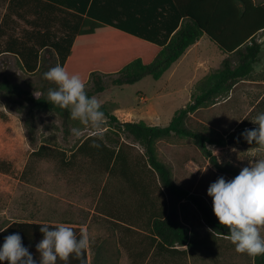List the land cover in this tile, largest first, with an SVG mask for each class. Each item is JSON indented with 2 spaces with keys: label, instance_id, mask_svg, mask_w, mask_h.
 I'll list each match as a JSON object with an SVG mask.
<instances>
[{
  "label": "trees",
  "instance_id": "trees-1",
  "mask_svg": "<svg viewBox=\"0 0 264 264\" xmlns=\"http://www.w3.org/2000/svg\"><path fill=\"white\" fill-rule=\"evenodd\" d=\"M262 31L264 1L256 0H9L0 23V56L15 55L28 73H35L43 53H52L70 75L81 77L90 97L107 89L106 77L118 87L147 76L161 78L205 34L229 55L217 70L196 83L190 102L175 111L168 125L145 120L121 122L101 104L111 121L104 131L87 135L71 152L41 143L30 157H58L60 165L69 170L81 160L89 161L100 173L120 181L113 191L109 184L101 188V194L109 195L107 201L96 205L97 211L117 220L126 231H134L130 225L145 231L137 230L152 239L159 253L205 256L218 262L221 241L228 239L226 226L219 223L202 195L174 179L171 166L159 156L158 143L174 136L191 139L219 172L232 177L239 173L240 167L220 161L208 145L225 146L231 137L249 144L240 133L258 125L245 121L238 135L226 137L207 126L193 128L189 120L191 114L215 104L237 82L252 75L262 51L257 37ZM0 94L19 96L28 109L26 126L31 143L35 142L37 110L70 116L68 109L51 104L47 95L34 96L4 75L0 77ZM110 130L115 137L110 136ZM0 172L11 173L12 162L0 159ZM70 223L67 226L79 239L81 225L86 222ZM43 224L12 221L2 227L6 230L0 232V243L4 236L19 232L24 245L39 260L36 244L43 238L39 231ZM47 224L50 228L56 225ZM88 249L79 257L71 255L68 261L58 258L56 264H92ZM149 250L134 264H144ZM254 264H264V255L255 257Z\"/></svg>",
  "mask_w": 264,
  "mask_h": 264
},
{
  "label": "rangeland",
  "instance_id": "rangeland-1",
  "mask_svg": "<svg viewBox=\"0 0 264 264\" xmlns=\"http://www.w3.org/2000/svg\"><path fill=\"white\" fill-rule=\"evenodd\" d=\"M4 5L5 1L0 0V19ZM257 37L262 43V51L252 75L237 82L215 104L191 114V127L207 126L226 137L231 133L238 135L243 122H252L258 113L264 112V31ZM227 56L229 55L205 34L161 78L147 76L133 84L118 87L112 85L111 80L106 77L107 89L98 93L96 98L121 122L145 120L149 124L166 126L175 111L190 102L196 83L217 70ZM230 56L236 59L235 55ZM57 64L54 54L44 52L39 70L28 73L17 56L4 54L0 56V77L6 76L34 96L47 95L48 89L56 88L57 85L45 79L44 73ZM91 86L92 82L87 87ZM27 117L28 109L21 104L19 96L9 98L0 94V159L12 162L11 173L0 172V228L17 220L59 221L61 217H65V213L71 216L68 213L70 210L75 220L88 221V225L83 228L88 230L91 240L90 255L93 264L140 263L139 256L149 249L144 264H254L252 257L236 251L230 239L221 241L222 255L218 262L205 256L194 258L161 255L152 245V239L144 237L142 233L140 234L143 236L132 237L130 246L125 250L122 245H118L112 221L94 212L99 204L108 200L109 193L101 194V188L109 184V191H113L120 185L118 179H110L86 160H81L73 170H69L60 165L58 157H30L31 151L41 143L71 152L87 135L104 131L111 124L109 117L104 114L103 125L94 129L91 120L85 124L73 120L71 116L62 117L52 110H37L34 143L30 142ZM72 129H79L80 135L77 136ZM109 134L115 137L114 131L110 130ZM208 147L220 161L231 162L240 168L250 166V159L264 157V152L259 151L258 146L239 143L236 137L229 138L225 146ZM158 151L161 159L171 166L174 179L191 192L202 195L212 207L213 199L207 193L208 187L221 176L233 178L219 172L191 139L174 136L161 140ZM252 154L256 157H252ZM68 184L83 186V192L74 195V201L77 205L82 204L81 207L67 203L66 198L72 193V189L67 188ZM261 235H264V230Z\"/></svg>",
  "mask_w": 264,
  "mask_h": 264
},
{
  "label": "clouds",
  "instance_id": "clouds-1",
  "mask_svg": "<svg viewBox=\"0 0 264 264\" xmlns=\"http://www.w3.org/2000/svg\"><path fill=\"white\" fill-rule=\"evenodd\" d=\"M44 78L55 82L56 88L47 92L51 104L68 109L73 120L85 124L92 121V128L99 129L104 123V112L100 101L89 96L85 83L79 75H70L57 64L44 73ZM258 127L246 128L240 136L249 144L255 143L258 150L264 152V112L254 119ZM79 136V129H72ZM256 157L255 154L251 155ZM250 166H244L231 179L219 177L207 189L213 199V211L219 223L226 226L228 239L239 253H246L253 259L264 255V157L250 159ZM6 229L0 228V232ZM43 238L36 249L39 260L34 259L29 247L25 246L19 232L4 236L0 243V264H56L58 258L68 261L75 254L79 257L89 247L90 237L86 228H81L77 239L74 230L65 223H58L50 228L47 223L40 226Z\"/></svg>",
  "mask_w": 264,
  "mask_h": 264
},
{
  "label": "crops",
  "instance_id": "crops-1",
  "mask_svg": "<svg viewBox=\"0 0 264 264\" xmlns=\"http://www.w3.org/2000/svg\"><path fill=\"white\" fill-rule=\"evenodd\" d=\"M4 1H5V5H4V8H3V13H2V16H1V19H0V23H1V20H2V17L4 15V13L6 12V8H7V5H8L9 0H4ZM199 41H197L195 44H193L191 47H189V49L186 51V53L183 56L187 55L188 51H190V49H192L196 44H198ZM67 188H71L72 189V193H70V197L69 198H66L67 203L69 205L81 207L82 204L81 205L80 204L77 205V203L74 201V198H75L74 195L81 194L83 192V186L78 185V186L75 187L74 184H68L67 185ZM94 212H96L99 216H102L104 219L109 220V221H112L113 226H114V228H115V230L117 232L116 234H117L118 245H122L124 249H125V247H124L122 241L126 242L130 246V242L129 241H131L132 237L133 238H136L138 235H142V234H140V232H145V231H142L141 229H138L137 227L131 226V225H130V227L134 228V231H126L123 227L119 226V223H117V220L108 217L107 215H105L104 213H102L100 211H94ZM68 213L71 216H68L65 213V217H61L59 221H52V220H46V221H39V220H17V221L44 222V223H51V224L65 223L66 225L72 224L70 222H86L85 224L81 225L82 228L84 226L88 225V221H86L84 219L75 220V218L72 217V211L68 210ZM137 230H139L140 232H138ZM118 234H119V237H118ZM120 235H121V237H120ZM119 241H120V243H119ZM122 246H120V247L122 248ZM135 248H136V244H135ZM88 251H89L90 259L92 261V258H91V255H90V252H91V240H90V244H89ZM126 252H128V251H126ZM160 254L161 255H164V254H167L168 255V253L167 252H163V250H162V252ZM92 264H93V262H92Z\"/></svg>",
  "mask_w": 264,
  "mask_h": 264
},
{
  "label": "water",
  "instance_id": "water-1",
  "mask_svg": "<svg viewBox=\"0 0 264 264\" xmlns=\"http://www.w3.org/2000/svg\"><path fill=\"white\" fill-rule=\"evenodd\" d=\"M230 142V141H229Z\"/></svg>",
  "mask_w": 264,
  "mask_h": 264
}]
</instances>
